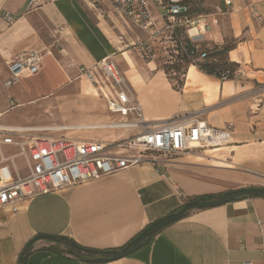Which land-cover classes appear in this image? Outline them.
I'll list each match as a JSON object with an SVG mask.
<instances>
[{"label": "crops", "instance_id": "crops-1", "mask_svg": "<svg viewBox=\"0 0 264 264\" xmlns=\"http://www.w3.org/2000/svg\"><path fill=\"white\" fill-rule=\"evenodd\" d=\"M228 1L229 6L220 0L207 14L194 17L204 18L208 24L197 46L212 50L235 41L227 57L245 77L243 85L207 76L191 65L183 88L176 91L154 62L136 58L134 51H140L136 38L144 42L147 35L135 29L127 32L86 0H33L31 4L30 0H0L3 89L14 87H4L10 61L28 51L43 56L39 72L22 77L26 80L24 95L31 98L18 100L17 94L10 92L0 103L1 129H32L37 135L77 140L119 137L120 131L104 128L119 116L106 110L99 93L106 88L101 74L95 72L96 86L78 78L77 70L78 66L90 69L110 56L126 78L145 121L163 123L204 111L202 120L229 138L225 148L216 146L157 164L128 167L19 202L15 214L10 207L1 209L0 264H19L25 245L39 235L64 237L86 249L117 251L148 225L195 198L217 196L216 200L228 191L264 188L263 164L243 170L238 154L244 148L264 147V91L253 92L250 87L252 83L264 84V0ZM252 10L258 12L259 20L252 17ZM3 12L13 17L12 23L1 18ZM119 36L124 37V45ZM75 82L80 85L75 101L80 106L76 108L88 115L85 119L65 126L19 124L15 113L31 111L38 102L65 100L67 94L57 98V93ZM99 106L102 116L95 113ZM12 113L15 120L1 121ZM258 158L252 152V166ZM259 222L264 223V198L245 197L192 210L143 242L136 252L116 261L92 263L67 253L64 244L38 240L29 250L27 264H264Z\"/></svg>", "mask_w": 264, "mask_h": 264}, {"label": "built area", "instance_id": "built-area-1", "mask_svg": "<svg viewBox=\"0 0 264 264\" xmlns=\"http://www.w3.org/2000/svg\"><path fill=\"white\" fill-rule=\"evenodd\" d=\"M93 7L111 17L127 32L132 29L147 35V41L136 38L143 58H153L149 41L172 34L176 27L187 29L190 44H197L208 31L204 18H188L185 0H86ZM33 0H30V4ZM225 6L230 1L223 0ZM154 7L157 15L152 12ZM253 18L260 15L251 11ZM1 18L12 23L13 17L3 12ZM216 24V20L212 21ZM124 45L123 36L118 37ZM184 47V45L182 46ZM42 55L33 51L23 52L7 64L8 78L4 87L15 86L22 77L36 75L41 67ZM78 78L99 85L95 72L105 81L106 88L99 89L106 110L119 116L104 125L105 129L120 131L121 135L111 140H77L69 137L53 138L37 135V130L0 128L7 135L0 139V210L15 204L27 203L40 195L56 193L66 187L80 185L118 173L128 167L157 164L161 157L187 155L194 151L213 148L227 142L228 135L209 127L202 120L204 111L193 116L150 124L145 121L141 106L124 75L108 56L87 69L78 66ZM240 72H236L238 76ZM227 74L222 75L225 79ZM2 146H12L16 153L5 157ZM23 159V170L15 164ZM10 164V166L8 165ZM264 237V223H258ZM264 250V244L262 246ZM249 264V263H248Z\"/></svg>", "mask_w": 264, "mask_h": 264}, {"label": "rangeland", "instance_id": "rangeland-1", "mask_svg": "<svg viewBox=\"0 0 264 264\" xmlns=\"http://www.w3.org/2000/svg\"><path fill=\"white\" fill-rule=\"evenodd\" d=\"M217 1L220 0H204L203 1L205 2L204 9L211 10V7L213 6V4L217 3ZM194 3H197L196 0L194 1ZM185 5L188 7L187 4ZM152 12L155 13L154 7H152ZM176 28H182L184 32L181 34H179L178 32L174 34L166 33L160 38V40L158 39L152 42L150 41L148 42L149 46L151 47L152 56H153L151 60L143 58V52L140 46H139L140 51H134L136 58H138L139 60L143 62H154L158 69L165 70L167 73L166 74L167 78L171 79V81L174 84H176L177 81L185 80V75L183 76V74L186 73L187 70L186 63L187 61L191 62L185 57V54L182 52L180 45V43H182L185 39H187V33H186L187 29L184 27H176ZM191 63L194 65L196 61H192ZM175 66L179 67V71H176L175 68H173ZM0 78H1V82H0L1 104L6 100L10 92L16 93L18 100H28L29 98H31L30 96L27 97L26 95H24L23 92L25 91L23 85L24 83H26V80L21 78L18 84L14 86L11 89V91H6L2 87L3 75H0ZM244 80L245 77L242 76L241 74H238V76H234L232 80H227V81L238 82L237 84L243 85ZM250 87H252L251 91L253 92L264 91V84L252 83ZM66 89L67 92L65 90H61V92H58L56 96L57 98L64 97L67 94V98L65 100H56L55 102L46 101L43 104L41 102L40 103L38 102L35 104L36 106L34 105V108L31 111H25L24 113L23 111L22 113L20 112L15 113L16 118H18L21 121V123L19 124L26 126L27 125L28 126L30 125L65 126V125H73L76 121H81L85 119L88 115L84 113V111L79 110V108H76L79 107L80 104L79 101L75 102L76 94L80 92V85L75 82V84L69 85ZM71 105L75 107L68 108ZM95 113L99 114V116H102L101 115L102 107L99 106L96 109ZM15 115L14 113L9 114L5 116V118L1 121H7V120L10 121L12 119L15 120ZM15 125L17 124L15 123ZM4 137H7V135L0 133V139ZM226 143L227 142L221 143L217 147L225 148ZM213 148H208V149H213ZM1 150H2V154L5 157H7L15 154L17 149L12 146H2ZM252 152H256L259 157L257 162H255L253 166L252 163L250 162V155L252 154ZM238 154L242 156L240 163H242L241 167L243 168V170H248V171H250V169L255 170V166H257L259 163L263 164L264 166V147L261 148L260 150H251L250 148H244L243 150H240ZM169 158L171 157H166V158L161 157L160 160H167ZM15 164L19 167L21 171L23 170L22 158H16ZM8 165L10 166V164Z\"/></svg>", "mask_w": 264, "mask_h": 264}, {"label": "trees", "instance_id": "trees-1", "mask_svg": "<svg viewBox=\"0 0 264 264\" xmlns=\"http://www.w3.org/2000/svg\"><path fill=\"white\" fill-rule=\"evenodd\" d=\"M194 1L195 0H185L184 3L188 5V11L184 15L185 17L193 18L195 16L207 14L209 12L208 9H204V5H205L204 4L205 2H203L204 0H196L197 3H194ZM176 32L181 34L184 31L182 28H176V29H174L173 34ZM180 45H181L182 52L185 54V57L188 60H190L191 62L196 61V63L194 65L191 62L187 61V63H186L187 68L186 69H188L191 65L195 66L203 74H205L207 76L214 77V78L219 79L221 81L232 80L233 77L235 76L236 72L239 70L238 65L231 63L227 57L228 53L235 48V41H229V42L225 43L222 47H220V48L215 47L212 50L200 49L197 46V44H190L188 42V39H185L182 43H180ZM183 45H184V47H182ZM173 68H175L176 71H179V67L175 66ZM162 71L164 72L165 75L167 74L165 70L162 69ZM185 74L186 73H184L183 76ZM223 74H227L225 79H222ZM168 80L171 83V86L174 90H176V91L181 90L183 83H184L183 80L177 81L176 84H174L171 81V79H168ZM216 197L217 196L199 197V198H195L193 200L194 201H208V200H213ZM245 197H262V198H264L263 196H260V195H254V196L240 197V198H237L235 200L245 198ZM156 234L150 235L145 241H147L151 237L155 236ZM60 238L62 239L61 244H64V245H65V242L69 240V239L64 238V237H60ZM69 241H71V240H69ZM110 251H113V250L97 251V250H92V249H86L83 247H80V249L78 250V249H72V248L67 247L66 252L75 256L78 259H81V260L83 259V260L89 261L91 259L96 258L98 256V254H102L103 256H105Z\"/></svg>", "mask_w": 264, "mask_h": 264}, {"label": "water", "instance_id": "water-1", "mask_svg": "<svg viewBox=\"0 0 264 264\" xmlns=\"http://www.w3.org/2000/svg\"><path fill=\"white\" fill-rule=\"evenodd\" d=\"M260 195L264 197V188H240L232 191L225 192L222 196L216 200L212 201H189L183 207L175 213L169 214L153 223L148 225L145 229H143L136 237H134L125 247L120 250L110 251L107 255L103 256L102 254H98V256L94 259L89 260L92 263H108L112 261H116L136 252L142 243L150 236L158 233L161 229L170 225L174 222L180 220L186 213L192 210H201L206 208H214L218 206L225 205L234 201L237 198L244 196H254ZM38 240H46L54 243H61L62 239L60 237L54 236H43L39 235L34 237L31 241H29L22 253L19 255V264H27V257L31 246ZM65 245L68 248L72 249H80L78 245H76L72 241H66Z\"/></svg>", "mask_w": 264, "mask_h": 264}, {"label": "bare ground", "instance_id": "bare-ground-1", "mask_svg": "<svg viewBox=\"0 0 264 264\" xmlns=\"http://www.w3.org/2000/svg\"><path fill=\"white\" fill-rule=\"evenodd\" d=\"M229 139V138H228Z\"/></svg>", "mask_w": 264, "mask_h": 264}]
</instances>
